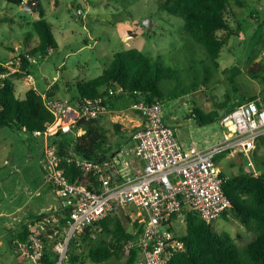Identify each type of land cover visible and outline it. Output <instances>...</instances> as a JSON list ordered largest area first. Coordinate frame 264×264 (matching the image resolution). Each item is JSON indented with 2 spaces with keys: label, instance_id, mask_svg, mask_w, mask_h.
Instances as JSON below:
<instances>
[{
  "label": "rangeland",
  "instance_id": "374dc122",
  "mask_svg": "<svg viewBox=\"0 0 264 264\" xmlns=\"http://www.w3.org/2000/svg\"><path fill=\"white\" fill-rule=\"evenodd\" d=\"M41 4L60 46L48 54L35 56L37 61L32 63L31 72L40 92L58 81L60 97L70 98L77 94L79 82L100 75L118 51L137 47L149 56L161 57L173 68V77L163 80L161 85L164 121L174 128L184 146L193 144L199 148L222 143L228 135L226 131L233 132L231 125L223 126L221 115L225 108L219 104L226 99V105L230 106L247 97H264V0L232 2L235 14L230 21L236 33L230 35L217 64L184 30V18L162 10L160 0H41ZM79 4L82 8H77ZM252 11H257L254 17ZM41 17L40 11L32 12L24 5L0 0V60L17 64L28 45L38 43L33 22ZM146 19L152 22L151 30L145 25ZM16 83L21 96L32 88L25 76ZM121 105L116 109L103 107L99 117L108 129L113 150L124 148L120 156L140 164L135 140L129 135L143 116L131 106V97ZM194 109L216 110L219 116L212 122L199 124L192 115ZM115 124H120L121 129L117 130ZM50 139L45 133L0 126V264H32L10 246L17 216L29 209L39 211L43 206L59 204L42 168L44 148ZM258 150L264 158V145ZM252 159L258 173L264 171V161H258L253 153ZM242 160L245 172L252 173L248 157H238L236 152L227 153L219 166L230 175L239 170ZM18 207L21 209L17 210ZM229 211V217L222 215L212 224L220 234H231L244 245L255 233L243 226L234 211ZM140 214L138 207L129 205L120 217L131 229L134 218ZM97 229L92 227L95 232L91 238L95 241L105 236ZM174 231L179 235L186 233V221L174 222ZM90 241L83 242L77 252L87 253ZM128 247L127 243L119 258L104 262L86 258L83 263L69 261V264H127Z\"/></svg>",
  "mask_w": 264,
  "mask_h": 264
},
{
  "label": "built area",
  "instance_id": "2783aa9c",
  "mask_svg": "<svg viewBox=\"0 0 264 264\" xmlns=\"http://www.w3.org/2000/svg\"><path fill=\"white\" fill-rule=\"evenodd\" d=\"M81 11V10H80ZM33 63L35 57H29ZM10 70L0 77L21 69L10 61ZM27 82L37 89L35 77L25 70ZM48 90V89H47ZM42 92L46 105L55 115L45 131L52 136L58 131L80 133L78 122L97 117L104 105L85 103L81 108L66 97H48ZM120 93L123 87L110 88ZM132 107L139 111L144 122L135 130V151L143 165L136 172H127L114 179L109 172L110 162L84 157L68 158L86 173L97 178L98 188L74 181L63 166L64 155L56 143L50 141L44 148L42 168L45 178L56 191L59 204L35 216L28 224L25 240L13 239L14 249L32 264H69L72 243L80 239L87 228L105 218L116 206L134 205L140 209L137 217L143 225L139 236L128 242L138 250L136 264H168L176 253L186 250L181 235L174 231V222L187 223L190 212H197L213 222L231 209L232 203L224 189L225 178L215 156L223 151L242 152L248 157L252 173L259 174L252 153L257 141L264 136V105L258 99H248L221 115V122L231 125L226 140L209 147L184 146L173 127L164 121L161 100L149 102L135 99ZM123 153V149L119 152ZM113 161L124 166L130 159L116 156ZM136 217V218H137ZM134 218V220L136 219Z\"/></svg>",
  "mask_w": 264,
  "mask_h": 264
},
{
  "label": "trees",
  "instance_id": "16d2710c",
  "mask_svg": "<svg viewBox=\"0 0 264 264\" xmlns=\"http://www.w3.org/2000/svg\"><path fill=\"white\" fill-rule=\"evenodd\" d=\"M6 1L23 5L26 0ZM233 1L160 0V7L183 17L184 30L207 50L208 57L217 64L222 50L229 44L230 35L236 33L230 21L231 15L235 14L232 8ZM38 2L42 17L33 22L39 38L38 43L34 46L29 44V48L20 54V70L0 77V126H15L29 132L45 131L55 119V115L46 105L42 92L32 87L21 96L16 83L17 79L25 76V70L31 71L32 62L29 57H35L38 53L48 54L60 46L52 25L44 17L46 11L41 0ZM81 6L79 4L77 8H82ZM254 12L257 11H252V16ZM221 31H225L226 34H221ZM9 62L0 60V72L7 73L10 70ZM172 77L173 68L161 57L149 56L137 47L126 48L116 53L111 64L100 75L79 82L77 94L69 99L79 108L90 101V104L101 102L109 109L119 108L118 101L123 97H131L134 100L143 98L149 102L162 101L164 98L162 81ZM111 87L116 89L123 87V91L112 93ZM60 89L58 81L50 85L47 90L48 97H60ZM227 102L228 99L219 106L226 108ZM234 105L236 103L230 108ZM192 115L199 124L212 122L219 116L216 110L204 112L200 109H194ZM115 126L117 130L121 129L120 124ZM78 128L84 129L85 132L74 134L58 131L51 136V141L57 144L59 153L64 155L63 166L71 179L98 188L97 178L83 171L75 161L69 162L68 158L80 156L104 163L111 162L119 155L120 149L113 150L108 129L102 124L99 115L91 119H81ZM262 145L264 136L257 141L255 157L258 161H264L258 150ZM229 152L230 150H226L217 154L216 162L220 164ZM240 156L244 157V154L238 152V157ZM222 174L225 178L224 189L232 203L231 211H234L240 221L255 233L254 238L244 245L240 244L233 235L220 234L212 222L206 221L197 212H190L187 216V232L181 235L187 248L176 253L168 264H264V171L259 174H247L242 160L238 171L228 175L222 167ZM124 209L122 206H116L105 218L87 228L80 239H75L72 243L70 261L83 263L87 258L94 262H104L113 257L119 258V252L130 240L136 239L143 228L140 219L137 218L129 229L120 217ZM112 213L114 215H111ZM229 213L230 211H227L223 216L228 217ZM93 226H98L97 230L105 235L103 239L95 241L91 238L95 232L92 230ZM27 234L28 225H23L15 237L25 240ZM90 240L92 243L88 252L79 254L77 250L81 244ZM10 244L14 248L13 239H10ZM137 253L135 247L129 249L127 264H136Z\"/></svg>",
  "mask_w": 264,
  "mask_h": 264
},
{
  "label": "crops",
  "instance_id": "0c3cea01",
  "mask_svg": "<svg viewBox=\"0 0 264 264\" xmlns=\"http://www.w3.org/2000/svg\"><path fill=\"white\" fill-rule=\"evenodd\" d=\"M50 85V84H49ZM48 85V87H50ZM127 97H123L121 100H119L118 101V105H120L119 107H121L122 105V103H123V100L124 99H126ZM129 98V97H128ZM252 98H254V99H258L259 100V103L262 105V104H264V97H247V98H245L243 101H241V102H236V105H238V104H240V103H242V102H244V101H246V100H248V99H252ZM132 99V103H133V101H134V99L133 98H131ZM233 104H235V103H233ZM233 104H231L230 106H226V108H225V111L228 109V108H230ZM132 106V105H131ZM235 106V105H234ZM224 111V112H225ZM142 115V114H141ZM143 116V115H142ZM143 122H144V117H143V120L139 123L140 125L141 124H143ZM140 125L136 128V129H138L139 127H140ZM224 126V125H223ZM135 129V130H136ZM135 130H134V132H135ZM225 131H226V129H225ZM134 132L131 134V135H129V137H132L134 140H135V138H134V136H133V134H134ZM135 145H136V141H135ZM192 145V144H191ZM263 146V145H262ZM122 149H124V148H120V151L122 150ZM134 149H135V146H134ZM118 157H120V158H122L121 156H120V154L118 155ZM125 158V157H124ZM126 158H128V157H126ZM128 159H130V158H128ZM130 161H131V164L129 165V166H124V165H122V164H120V163H115L113 160L109 163V172H110V174L112 175V177L114 178V179H119V178H121L125 173H127V172H136L139 168H141L142 167V165H143V163H142V161H141V163L139 164V163H136V161H134V160H131L130 159ZM140 166V167H139ZM52 207H54L53 205H50V206H47V207H45V206H43L42 207V210H39V211H36V210H33V209H29V210H27L26 212H24L22 215H21V217L20 216H17L16 218H17V220H18V223L12 228V230H13V236H12V238L11 239H14V238H16L15 236H16V234H17V232L23 227V225H28L29 224V222L35 217V216H37L38 214H40V213H43V212H46V211H48L49 209H51ZM127 208V207H126ZM21 209V207H18L17 208V210H20ZM230 216V213L228 214V217ZM243 226H245L244 224H243ZM96 228L98 227V226H95ZM246 229H248V230H250L249 228H246ZM250 231H252V230H250ZM254 236H255V234L253 235V236H251V238L253 237L254 238ZM252 238V239H253ZM251 239V240H252ZM10 246H11V244H10ZM12 248V247H11ZM13 250H15L14 248H12ZM129 247H128V250L126 251V255H125V257L128 259V255H129ZM16 254H17V252H16Z\"/></svg>",
  "mask_w": 264,
  "mask_h": 264
},
{
  "label": "water",
  "instance_id": "95a60500",
  "mask_svg": "<svg viewBox=\"0 0 264 264\" xmlns=\"http://www.w3.org/2000/svg\"><path fill=\"white\" fill-rule=\"evenodd\" d=\"M23 5L25 9L32 12H37L40 10V5L38 0H26ZM145 25L148 27L149 30L153 28L152 22L149 19H146Z\"/></svg>",
  "mask_w": 264,
  "mask_h": 264
}]
</instances>
